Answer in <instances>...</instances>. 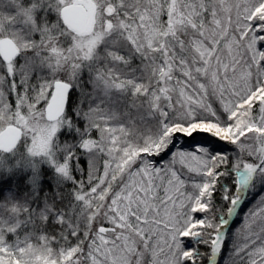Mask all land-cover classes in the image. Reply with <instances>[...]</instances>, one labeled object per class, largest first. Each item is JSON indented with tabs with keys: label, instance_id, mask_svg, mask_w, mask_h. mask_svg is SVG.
<instances>
[{
	"label": "snow or ice",
	"instance_id": "1",
	"mask_svg": "<svg viewBox=\"0 0 264 264\" xmlns=\"http://www.w3.org/2000/svg\"><path fill=\"white\" fill-rule=\"evenodd\" d=\"M0 264H264V0H0Z\"/></svg>",
	"mask_w": 264,
	"mask_h": 264
},
{
	"label": "rangeland",
	"instance_id": "2",
	"mask_svg": "<svg viewBox=\"0 0 264 264\" xmlns=\"http://www.w3.org/2000/svg\"><path fill=\"white\" fill-rule=\"evenodd\" d=\"M200 139H206V137L196 136V137H194V139H192V140H188V141L186 142L185 146L187 147L188 145L194 143L195 140H200ZM217 147L219 148V147H223V146H222V145H217Z\"/></svg>",
	"mask_w": 264,
	"mask_h": 264
}]
</instances>
